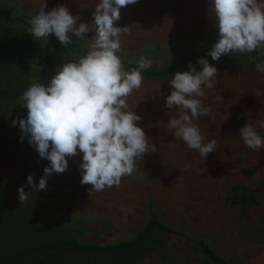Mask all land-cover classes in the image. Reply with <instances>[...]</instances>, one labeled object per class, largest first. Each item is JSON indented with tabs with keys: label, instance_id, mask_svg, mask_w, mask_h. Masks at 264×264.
<instances>
[{
	"label": "crops",
	"instance_id": "0c3cea01",
	"mask_svg": "<svg viewBox=\"0 0 264 264\" xmlns=\"http://www.w3.org/2000/svg\"><path fill=\"white\" fill-rule=\"evenodd\" d=\"M90 1L94 7L99 3ZM145 10L159 23L136 37L190 39L182 53L190 61L180 62L165 77H143L160 81L159 86L148 95L142 83L127 99L128 108L141 117L137 126L157 151L149 150L137 160L133 172L123 176L119 185L94 190L96 213L103 212L105 229L114 231L106 237L116 241L107 246L125 245L127 249L163 230L178 238L165 244L174 251L196 245L204 250V245L213 252L217 247V256L227 264L241 260L264 264V147L252 150L239 136V130L250 124L264 138V128L258 124L264 120V73L257 69L264 64V45L213 61L208 53L218 40V28L211 0H137L121 8L120 14L131 17ZM201 58L218 70L213 88L196 97L210 111L193 124L205 143L217 142L206 158L167 127L171 118H178L179 109L165 106L172 91L168 81L177 72L188 71L190 64L200 71L197 61ZM82 155L66 159L80 166ZM102 199L103 211L98 204ZM152 221L165 228L153 225L146 232ZM156 260L155 256L137 259Z\"/></svg>",
	"mask_w": 264,
	"mask_h": 264
},
{
	"label": "clouds",
	"instance_id": "9594fccd",
	"mask_svg": "<svg viewBox=\"0 0 264 264\" xmlns=\"http://www.w3.org/2000/svg\"><path fill=\"white\" fill-rule=\"evenodd\" d=\"M137 0H99L91 25L79 23L65 5L45 12L43 2L36 15L29 19L27 33L41 39L54 34L62 45L73 41L72 33L87 44L86 55L78 62H66L47 85L33 82L19 98L21 108L27 109L26 118L13 120L22 133L34 145L40 158L50 166L44 168L37 190H45L47 179L53 173H64L68 168L66 157L82 153L81 185H91V190L101 191L119 185L121 178L133 172L137 160L149 150L156 152L145 132L137 126L141 117L128 108L127 99L142 84V72L150 67V61L141 58L138 66L125 71L121 57L120 36L129 34L130 27H117L121 8L134 5ZM218 28V40L208 55L213 61L231 52H253L264 45V0H211ZM91 40H86L89 32ZM200 71L189 65V70L177 72L168 81L172 91L166 97L168 109H179L178 118H171L167 127L175 130L189 149L206 158L213 153L217 142H204L193 120L207 116L196 97H203L205 89L214 86L218 70L206 59H198ZM39 71V65L32 70ZM264 73V64L257 65ZM260 93L257 92L256 95ZM264 128V120L258 121ZM246 147L256 150L264 147V138L254 126L246 124L239 130ZM27 184L36 188L31 175ZM20 203L27 199L24 187L18 190Z\"/></svg>",
	"mask_w": 264,
	"mask_h": 264
},
{
	"label": "rangeland",
	"instance_id": "374dc122",
	"mask_svg": "<svg viewBox=\"0 0 264 264\" xmlns=\"http://www.w3.org/2000/svg\"><path fill=\"white\" fill-rule=\"evenodd\" d=\"M43 2L45 12L60 5L67 6L70 15L79 17L77 26L81 22L89 25L93 22L95 7L90 0H0L1 8L10 18L23 19L9 23L0 14V91L9 85L33 82L47 85L59 67L66 62H78L88 51L87 44L72 33L68 35L73 41L69 44L73 50L56 48L61 43L54 34L37 39L27 33L29 19L37 14ZM158 23L152 21V14L147 10L131 17L120 14L115 26L130 27L129 34L120 36L118 55L123 65L138 66V61L144 58L151 62L150 67L166 69L190 61L188 54H182L190 39L136 37L141 30L146 33ZM94 34L90 31L85 39L91 40ZM152 46L156 48H149ZM32 65H39L40 70H32ZM142 83L146 94L151 95L160 81L143 80ZM26 116L27 109L20 107L19 99L0 103V264H219L209 259L199 245L174 251L165 244L177 237L163 230L123 250L98 252L94 248L54 247L37 250L31 258H23L41 245L74 242L104 247L116 241L106 237L114 231L105 229L103 212L96 213L97 200L92 186L81 185L82 169L70 160L64 173H53L47 179L46 189L37 190L44 168L50 166V162L39 157L27 137L21 139L18 123L13 126V120ZM29 175L36 188L27 184ZM21 187L27 194L22 204L18 196ZM98 204L103 211L104 199ZM216 249L214 247L215 254ZM145 256H155L158 260L137 261ZM228 264L258 262L241 260Z\"/></svg>",
	"mask_w": 264,
	"mask_h": 264
},
{
	"label": "trees",
	"instance_id": "16d2710c",
	"mask_svg": "<svg viewBox=\"0 0 264 264\" xmlns=\"http://www.w3.org/2000/svg\"><path fill=\"white\" fill-rule=\"evenodd\" d=\"M0 14L4 15L6 17V19L9 20V23H13L14 21H23V19L21 17H15V18H10L6 12L4 11L3 8H1L0 6ZM25 22V21H24ZM27 24V23H26ZM56 48L59 49H71L73 50L74 47L71 45H62V44H58L56 45ZM86 55L85 53L83 54V56ZM137 66L135 65H123V68L131 71L133 68H136ZM174 70V67L171 68H166V69H155V68H147L146 70H144L142 72V76L144 78H161V77H165L167 75H169L172 71ZM32 83H25V84H17V85H9V87L3 89L0 91V103L3 102H7L10 100H17L20 98V96L23 94V92H25ZM153 225H157L161 228H165L163 225L156 223V222H150V225H148L146 232L153 226ZM59 248V249H80V248H94L95 250H97L98 252H111V251H115V250H121L122 248H125V245H115V246H104V247H98L96 245H92V244H87V245H82V244H78V243H74V242H68V243H63V244H58V245H41L37 248H34L30 253H28L27 255H24L23 258H31L32 256L35 255V252L37 250H45V249H52V248ZM204 251L206 252L207 256L209 259L218 262L219 264H227L225 263L220 257H218L211 248H209L208 246H204ZM2 260V258L0 257V261Z\"/></svg>",
	"mask_w": 264,
	"mask_h": 264
}]
</instances>
